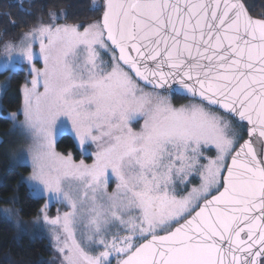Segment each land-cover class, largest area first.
<instances>
[{
	"label": "snow or ice",
	"instance_id": "6c2138e0",
	"mask_svg": "<svg viewBox=\"0 0 264 264\" xmlns=\"http://www.w3.org/2000/svg\"><path fill=\"white\" fill-rule=\"evenodd\" d=\"M90 10L93 23L49 13L0 41V74L28 65L5 118L23 116L17 163L30 157V191L47 194L35 226L60 264H264V17L243 0ZM64 137L85 159L57 151Z\"/></svg>",
	"mask_w": 264,
	"mask_h": 264
},
{
	"label": "trees",
	"instance_id": "16d2710c",
	"mask_svg": "<svg viewBox=\"0 0 264 264\" xmlns=\"http://www.w3.org/2000/svg\"><path fill=\"white\" fill-rule=\"evenodd\" d=\"M243 3L254 18L264 17V0H243ZM93 7V0H0V41H18L41 21L48 23L49 13L67 12L68 18L61 19V23L83 25L98 20L101 13L91 11ZM7 74L6 71L1 76ZM25 77L23 71L10 74L2 97L4 113L20 108L21 86ZM10 126L11 121L0 116V135L5 138V143ZM57 149L64 153L69 150L77 152L70 137L60 139ZM28 174L29 167L12 165L4 148H0V210L12 206L25 222L35 218L43 205V199L30 194L24 180ZM0 264H55V260L52 246L45 236L22 233L0 216Z\"/></svg>",
	"mask_w": 264,
	"mask_h": 264
},
{
	"label": "rangeland",
	"instance_id": "374dc122",
	"mask_svg": "<svg viewBox=\"0 0 264 264\" xmlns=\"http://www.w3.org/2000/svg\"><path fill=\"white\" fill-rule=\"evenodd\" d=\"M19 1H23V0H19ZM95 4H99V1L98 0H93V6ZM95 21L96 20L88 22V23L83 24V25H87V24L93 23ZM36 50L38 51V45H37ZM2 55H3V52L1 51L0 52V56H2ZM41 66H42V62L37 64V67H41ZM20 71H23L25 73L26 77H25V82L21 86V97H22V99H21L20 108L18 110L14 111V112L7 111V112L4 113L3 112V106H2V97L4 95V92H5L8 84H9L8 80L10 78L11 72H8V74L6 76L5 75L1 76V74H0V116L8 117L9 114L16 113V112H18V111H20L22 109V106H23L22 88H23V86L26 83L30 82L31 77L28 74V65L27 64H24L23 65V69L20 70ZM29 86H30V83H29ZM173 103L175 105L179 106L180 104L187 103V101L183 100L180 103L179 102L176 103V101L173 100ZM8 120L11 121V126L9 128L8 133H7L6 143L4 141V144L1 147L4 148V152H5L7 158L9 159V161H10V163L12 165H14V166L24 165V166L29 167V174L27 176H25L24 180H25V183H26V185L28 186V188L30 190V186L33 183V182L30 181V177H31V174H32L31 159H30V157H28L27 163H19L18 164L17 163V157L19 156V154L21 152L27 153V149H28V146H29V144L31 142V139H30V136L22 134V131H24L22 128H17L15 131H13L14 124L22 125V122H23V116L22 115H20L19 118L16 119L15 121H13L11 119H8ZM74 145H75V148H76L77 152H75L73 150H69L68 152L64 153V152L59 151L58 149H57V151L60 152L61 154L71 153L73 155V158L77 162H79L80 159H85V157L81 154L80 150L78 149V147L76 146L75 143H74ZM85 162L86 163H91L92 160L91 159H86ZM112 187L114 188V185ZM111 190L112 189L110 188L109 191H111ZM30 194L33 196L31 191H30ZM33 197L34 198L43 199V205H42L41 209H43L45 207V205L49 203L48 198H47V194H45L43 197H35V196H33ZM5 209L10 210L12 212L11 217L9 219H7V220L10 221L11 224L14 225V227L18 231H20L22 233H40L43 236H45L48 239V241L50 242L51 246H52V250H53V253H54L55 264H60V255L56 251V248H55V245H54V241L52 240V234H51L50 229L48 228V226L44 225L42 230H37V228L35 226L36 224H41L42 223V221L39 219L41 209L39 210L38 215L35 218H33L32 220L28 221V222L23 221L21 219V217L19 216L18 212L12 206H5V207L1 208V210H5ZM58 210L62 213L65 210V207L60 205V204L50 205L49 209H48V215L50 217H54L57 214Z\"/></svg>",
	"mask_w": 264,
	"mask_h": 264
},
{
	"label": "water",
	"instance_id": "95a60500",
	"mask_svg": "<svg viewBox=\"0 0 264 264\" xmlns=\"http://www.w3.org/2000/svg\"><path fill=\"white\" fill-rule=\"evenodd\" d=\"M247 138H248V137H247V135H246L245 139H247ZM4 141H5L4 137H2V136L0 135V147L4 144ZM257 147H259V145H257Z\"/></svg>",
	"mask_w": 264,
	"mask_h": 264
},
{
	"label": "flooded vegetation",
	"instance_id": "af4514ba",
	"mask_svg": "<svg viewBox=\"0 0 264 264\" xmlns=\"http://www.w3.org/2000/svg\"><path fill=\"white\" fill-rule=\"evenodd\" d=\"M174 101H176V100H174ZM176 103H177V101H176Z\"/></svg>",
	"mask_w": 264,
	"mask_h": 264
}]
</instances>
